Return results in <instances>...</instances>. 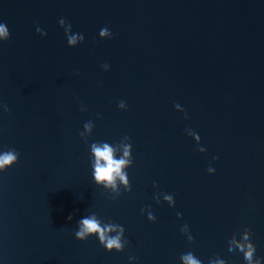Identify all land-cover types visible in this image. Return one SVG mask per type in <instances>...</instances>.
Wrapping results in <instances>:
<instances>
[{"label": "water", "instance_id": "water-1", "mask_svg": "<svg viewBox=\"0 0 264 264\" xmlns=\"http://www.w3.org/2000/svg\"><path fill=\"white\" fill-rule=\"evenodd\" d=\"M0 24V264H247V229L264 258V0H0ZM105 143L131 191L95 181ZM92 215L122 251L76 237Z\"/></svg>", "mask_w": 264, "mask_h": 264}, {"label": "clouds", "instance_id": "clouds-1", "mask_svg": "<svg viewBox=\"0 0 264 264\" xmlns=\"http://www.w3.org/2000/svg\"><path fill=\"white\" fill-rule=\"evenodd\" d=\"M65 20L61 19L60 24L64 25ZM71 24H68V29H71ZM38 32H41L40 28H37ZM44 35H47L46 32H44ZM101 36H111V32L108 28H103L100 31ZM10 36L9 29L5 24H0V37H4V40H7ZM77 39H80L81 41L84 40L83 35H69L68 36V42L70 44H75ZM121 108H125L126 104L121 101L120 105ZM4 108L6 111L9 109L7 108V105H4ZM85 127H89L88 124H85ZM82 135V134H81ZM126 140L129 138H125ZM201 152H204L205 149H199ZM92 152L95 155L96 158V164H95V170H94V179L96 182L101 181H107V186L115 187V182L117 178L126 185V189L128 191H131V185L129 184V178L128 174L124 173L122 170L125 166H130L132 164V145L130 143L124 145V153L123 157L121 159H115L113 155V148L108 144L105 143L103 147L97 146L96 144L92 145ZM127 158V159H126ZM18 160V153L13 149L9 151H4L2 154H0V171L6 170L8 167L12 166L14 163H16ZM103 161V163H101ZM209 172H215L214 168L209 167ZM165 199L170 201L172 205H175V201L173 200L172 195H165ZM181 215V214H177ZM149 220L155 221L156 217L149 212L148 214ZM69 220L72 219V216L70 215L68 217ZM119 229V232L117 235L112 236L110 233L116 231ZM189 230L188 226L185 225L182 231L185 233V231ZM125 229L121 225L117 224H105L104 226L101 225L100 221H98L95 217V215H92L90 217L82 218L78 221V230L76 231L75 235L80 240H86L90 235H98L99 241L102 245H104L108 251H112L113 249L117 251H122L125 242H121V237H124ZM251 235L250 229H247L244 232L243 240L247 241V244L241 243L239 241H236L231 235L230 239L228 240L229 244V251H234L236 249H239L240 252L244 254V259L247 261V264H252L253 256L256 251V246L252 242V240L249 238ZM189 240H193L194 238L189 234L188 235ZM261 259L264 258H257L256 264H261ZM181 260L183 261V264H202V261L197 259L193 253H187L183 254L181 256ZM210 264H225L224 259L219 260H213L210 262Z\"/></svg>", "mask_w": 264, "mask_h": 264}]
</instances>
